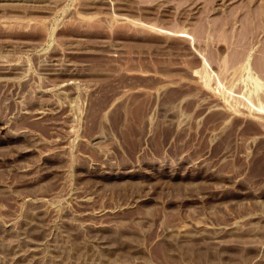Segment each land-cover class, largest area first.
Masks as SVG:
<instances>
[{
	"label": "rangeland",
	"instance_id": "rangeland-1",
	"mask_svg": "<svg viewBox=\"0 0 264 264\" xmlns=\"http://www.w3.org/2000/svg\"><path fill=\"white\" fill-rule=\"evenodd\" d=\"M262 59L264 0H0V264H264Z\"/></svg>",
	"mask_w": 264,
	"mask_h": 264
},
{
	"label": "bare ground",
	"instance_id": "bare-ground-1",
	"mask_svg": "<svg viewBox=\"0 0 264 264\" xmlns=\"http://www.w3.org/2000/svg\"><path fill=\"white\" fill-rule=\"evenodd\" d=\"M245 29L243 32H245V30L247 31L249 29V26L247 25V23L244 25ZM250 30V29H249ZM263 61H261L262 63L260 64H263V65H260V67H262L263 71H264V59H262Z\"/></svg>",
	"mask_w": 264,
	"mask_h": 264
}]
</instances>
